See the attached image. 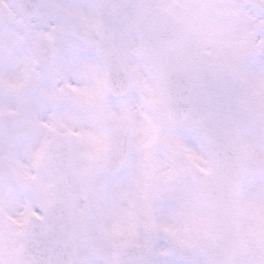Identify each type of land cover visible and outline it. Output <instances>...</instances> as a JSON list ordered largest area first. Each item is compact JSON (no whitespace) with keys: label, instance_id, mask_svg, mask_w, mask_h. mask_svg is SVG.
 Masks as SVG:
<instances>
[{"label":"snow or ice","instance_id":"6c2138e0","mask_svg":"<svg viewBox=\"0 0 264 264\" xmlns=\"http://www.w3.org/2000/svg\"><path fill=\"white\" fill-rule=\"evenodd\" d=\"M0 264H264V0H0Z\"/></svg>","mask_w":264,"mask_h":264}]
</instances>
